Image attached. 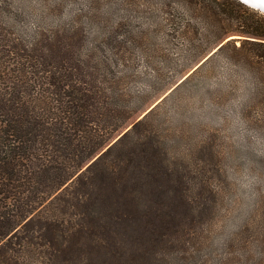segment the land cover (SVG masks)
Segmentation results:
<instances>
[{
    "label": "rangeland",
    "instance_id": "374dc122",
    "mask_svg": "<svg viewBox=\"0 0 264 264\" xmlns=\"http://www.w3.org/2000/svg\"><path fill=\"white\" fill-rule=\"evenodd\" d=\"M236 1L0 0V143L10 162L0 169V242L52 212L63 187L216 44L264 40V14ZM229 74L224 57L212 58L155 122L164 133L185 130L174 149L207 141L218 154L209 157L220 195L201 235L211 262L238 238L264 250V136L244 131L235 104L219 114L206 105V90Z\"/></svg>",
    "mask_w": 264,
    "mask_h": 264
},
{
    "label": "trees",
    "instance_id": "16d2710c",
    "mask_svg": "<svg viewBox=\"0 0 264 264\" xmlns=\"http://www.w3.org/2000/svg\"><path fill=\"white\" fill-rule=\"evenodd\" d=\"M216 56L231 74L228 83L206 90V105L219 114L235 104L244 131L264 136V40L229 38L77 173L52 212L31 215L12 230L0 242V264H264L262 247L243 238L229 256L206 258L201 235L214 221L210 213L220 195L218 154L207 141L174 149L186 143L185 130L164 133L155 123L162 104ZM239 75L246 76L243 88ZM9 164L0 143V169L8 172Z\"/></svg>",
    "mask_w": 264,
    "mask_h": 264
},
{
    "label": "water",
    "instance_id": "95a60500",
    "mask_svg": "<svg viewBox=\"0 0 264 264\" xmlns=\"http://www.w3.org/2000/svg\"><path fill=\"white\" fill-rule=\"evenodd\" d=\"M238 1H240L241 3H243L244 5H246V6H248V7H251V8H254V9H256V10H258L259 12H262L263 14H264V0H238ZM220 45V44H219ZM218 45V46H219ZM217 46V47H218ZM217 49V48H216ZM215 49V50H216ZM215 50H213V51H215ZM212 51V52H213ZM211 52V53H212ZM207 58V57H206ZM205 58V59H206ZM204 60V59H203ZM202 60V61H203ZM201 61V62H202ZM200 62V63H201Z\"/></svg>",
    "mask_w": 264,
    "mask_h": 264
},
{
    "label": "bare ground",
    "instance_id": "6f19581e",
    "mask_svg": "<svg viewBox=\"0 0 264 264\" xmlns=\"http://www.w3.org/2000/svg\"><path fill=\"white\" fill-rule=\"evenodd\" d=\"M216 48H217V47H216ZM216 48H215V49H216ZM215 49H214V50H215ZM196 66H197V65H196Z\"/></svg>",
    "mask_w": 264,
    "mask_h": 264
}]
</instances>
